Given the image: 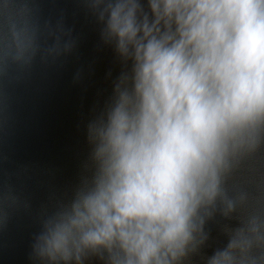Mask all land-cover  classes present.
Listing matches in <instances>:
<instances>
[{
	"label": "clouds",
	"instance_id": "obj_1",
	"mask_svg": "<svg viewBox=\"0 0 264 264\" xmlns=\"http://www.w3.org/2000/svg\"><path fill=\"white\" fill-rule=\"evenodd\" d=\"M89 2L122 70L88 125V174L43 220L35 257L264 264V0ZM36 52L23 17L0 28V65Z\"/></svg>",
	"mask_w": 264,
	"mask_h": 264
},
{
	"label": "water",
	"instance_id": "obj_2",
	"mask_svg": "<svg viewBox=\"0 0 264 264\" xmlns=\"http://www.w3.org/2000/svg\"><path fill=\"white\" fill-rule=\"evenodd\" d=\"M141 3L147 10V0ZM4 4L0 0V28L8 33L23 17L37 52L30 63L0 65V264H41L35 239L47 215L88 174V125L111 96L122 65L114 48L103 43L89 0ZM252 166L260 181L264 151ZM207 230L210 255L219 226L210 221Z\"/></svg>",
	"mask_w": 264,
	"mask_h": 264
}]
</instances>
